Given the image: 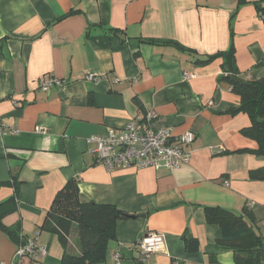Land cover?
<instances>
[{"label": "crops", "instance_id": "1", "mask_svg": "<svg viewBox=\"0 0 264 264\" xmlns=\"http://www.w3.org/2000/svg\"><path fill=\"white\" fill-rule=\"evenodd\" d=\"M262 8L264 0H0V127L17 131L0 136V218L22 245L36 239L47 251L19 263L61 264L65 248L42 226L76 178L83 203L133 216L117 222L103 264H116V253L141 264L135 244L152 232L164 246L145 264H248L249 251L219 242L205 209L242 216L264 238V178H253L264 156L244 134L248 115L233 113L240 97L221 81L231 51L239 78L264 79ZM89 72L105 78L95 84ZM48 76L64 87L41 90ZM150 111L154 129L194 135L188 164L108 172L88 140ZM22 245L0 227V264L18 261ZM68 249L80 254L76 227Z\"/></svg>", "mask_w": 264, "mask_h": 264}, {"label": "trees", "instance_id": "2", "mask_svg": "<svg viewBox=\"0 0 264 264\" xmlns=\"http://www.w3.org/2000/svg\"><path fill=\"white\" fill-rule=\"evenodd\" d=\"M225 67L227 74L221 78V81H226L232 91L240 97V106L234 109L233 113L248 115L251 125L244 129V134L258 141L259 149L254 153L264 156V79L248 81L249 85L232 82L229 75L238 77L232 51L228 54ZM253 178L263 179L264 170L253 173ZM12 211L14 208L5 213ZM205 214L209 224L218 225L221 228L222 239L219 241L221 244L233 248L237 253L249 251L247 263L257 262L259 252L264 251V238L256 235L244 217L237 216L221 207H206ZM245 214L252 217L249 211H245ZM132 217L113 205L83 203L80 200L79 181L72 178L56 195L42 230L57 235L64 246L65 253L61 264H103L108 257L110 242L116 239L117 222ZM0 227L22 245L23 240L19 237L17 228L4 226L1 218ZM74 227L77 228L80 254H74L68 249ZM188 248L192 250L190 246ZM28 259L39 262V260Z\"/></svg>", "mask_w": 264, "mask_h": 264}, {"label": "built area", "instance_id": "3", "mask_svg": "<svg viewBox=\"0 0 264 264\" xmlns=\"http://www.w3.org/2000/svg\"><path fill=\"white\" fill-rule=\"evenodd\" d=\"M264 20V8L258 14ZM85 79L98 84L105 78L104 74L89 72ZM185 79L190 75L185 74ZM65 82L56 77H44L39 82V88L45 92L53 87H64ZM156 114L148 112L146 117L136 119L122 129H109L103 136L91 137L88 141L96 145L93 152L97 161L108 172L118 169H166L174 171L188 164L190 155L187 146L193 142L192 133L175 135L171 128L154 129L151 126ZM4 132L16 133L13 129L0 127V136ZM228 186V183L225 182ZM164 246L163 237L157 232L147 233L135 244V250L139 254L138 261L141 264L149 262L155 254L161 252ZM46 248L37 243L36 239L28 240L22 245L12 264H21L19 260L31 258L41 260L46 255ZM116 264H121V255L114 256Z\"/></svg>", "mask_w": 264, "mask_h": 264}, {"label": "water", "instance_id": "4", "mask_svg": "<svg viewBox=\"0 0 264 264\" xmlns=\"http://www.w3.org/2000/svg\"><path fill=\"white\" fill-rule=\"evenodd\" d=\"M229 78L232 82L236 83V84H240V85H249L248 81H245L239 77H235L233 75H229Z\"/></svg>", "mask_w": 264, "mask_h": 264}]
</instances>
